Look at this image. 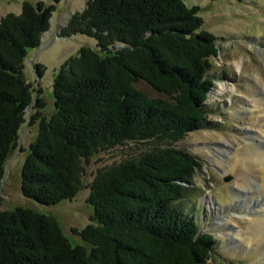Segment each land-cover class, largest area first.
<instances>
[{
	"label": "trees",
	"instance_id": "obj_1",
	"mask_svg": "<svg viewBox=\"0 0 264 264\" xmlns=\"http://www.w3.org/2000/svg\"><path fill=\"white\" fill-rule=\"evenodd\" d=\"M52 10L24 1L19 13L0 18V187L33 103L32 121L40 123L22 164L21 193L41 205L74 198L83 188V160L95 153L127 141L151 145L97 169L88 185L91 222L74 230L83 243L72 245L50 213L0 210V264L205 263L216 239L182 206L190 191L184 182L200 162L174 144L208 123L207 72L219 48L202 29L199 7L186 0H88L62 34H84L96 44L81 45L59 65L46 119L24 59L39 47ZM34 67L43 74V64Z\"/></svg>",
	"mask_w": 264,
	"mask_h": 264
},
{
	"label": "rangeland",
	"instance_id": "obj_2",
	"mask_svg": "<svg viewBox=\"0 0 264 264\" xmlns=\"http://www.w3.org/2000/svg\"><path fill=\"white\" fill-rule=\"evenodd\" d=\"M24 1L54 5L39 47L30 48L24 59L25 77L31 83L33 97L45 101L42 114L47 119L54 109L52 83L59 65L75 55L81 45L94 47L96 40L84 34H62L69 16L82 10L88 0H0V18L9 12L19 13ZM186 3L199 7L202 29L217 37L219 51L210 58L207 72L213 82L205 100L208 123L174 142L200 162L191 181L184 182L190 191L182 206L191 209L202 232L216 239L210 258L203 264H264V0ZM35 63L45 66L40 76ZM219 83L226 90L219 92ZM139 86L155 94L145 83ZM32 105L26 110L16 145L5 161L0 210L22 206L50 213L72 245L83 243L76 231L91 222L93 206L87 202L88 185L97 169L151 144L127 141L95 153L88 161L83 160V188L74 198L41 205L21 193L22 164L40 123V118L32 121Z\"/></svg>",
	"mask_w": 264,
	"mask_h": 264
},
{
	"label": "bare ground",
	"instance_id": "obj_3",
	"mask_svg": "<svg viewBox=\"0 0 264 264\" xmlns=\"http://www.w3.org/2000/svg\"><path fill=\"white\" fill-rule=\"evenodd\" d=\"M219 85H220L219 88H218V89H219V90H218L219 92H221V90H226V87L224 86L223 83H219ZM216 162L219 163V160L216 159Z\"/></svg>",
	"mask_w": 264,
	"mask_h": 264
},
{
	"label": "water",
	"instance_id": "obj_4",
	"mask_svg": "<svg viewBox=\"0 0 264 264\" xmlns=\"http://www.w3.org/2000/svg\"><path fill=\"white\" fill-rule=\"evenodd\" d=\"M26 110H28V107H26Z\"/></svg>",
	"mask_w": 264,
	"mask_h": 264
}]
</instances>
